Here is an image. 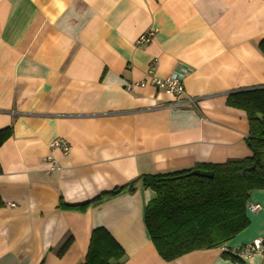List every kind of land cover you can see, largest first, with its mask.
Returning <instances> with one entry per match:
<instances>
[{
	"label": "crops",
	"instance_id": "crops-1",
	"mask_svg": "<svg viewBox=\"0 0 264 264\" xmlns=\"http://www.w3.org/2000/svg\"><path fill=\"white\" fill-rule=\"evenodd\" d=\"M263 39L264 0H0V129H13L0 147V264H84L99 227L123 248L122 264H262L263 253L234 263L223 252L264 240V189L251 192L261 209L235 238L173 261L151 240L155 192L141 183L86 211L58 206L142 174L250 156L247 114L226 101L264 86ZM154 59L160 77L187 70L195 103L172 105L147 76ZM55 138L69 154L50 148ZM50 155L60 171L48 170Z\"/></svg>",
	"mask_w": 264,
	"mask_h": 264
},
{
	"label": "trees",
	"instance_id": "trees-1",
	"mask_svg": "<svg viewBox=\"0 0 264 264\" xmlns=\"http://www.w3.org/2000/svg\"><path fill=\"white\" fill-rule=\"evenodd\" d=\"M259 48L264 54V39ZM226 102L247 114L249 135L246 143L250 156L223 163L202 162L172 172L142 174L89 202L70 205L61 199L58 207L86 211L93 203L124 191L133 192L141 183L155 192L146 207L145 224L165 261L226 244L250 225L247 204L251 192L264 189V86L233 91ZM12 133L11 126L0 129V147ZM195 170L201 174H194ZM71 242L69 237L60 247L59 255L65 253ZM124 256L118 242L105 228L99 227L91 233L84 264H122ZM223 257L234 263L243 261L232 251L223 252Z\"/></svg>",
	"mask_w": 264,
	"mask_h": 264
},
{
	"label": "built area",
	"instance_id": "built-area-1",
	"mask_svg": "<svg viewBox=\"0 0 264 264\" xmlns=\"http://www.w3.org/2000/svg\"><path fill=\"white\" fill-rule=\"evenodd\" d=\"M155 34L154 30H148L143 33L136 40L137 45L149 43ZM156 70V59L152 60L147 68V76L150 78V81L160 90L173 94L176 97V100L172 103L173 106H186L196 102V99L188 96L185 88V77L187 70L177 69L171 74L165 77H160L155 75ZM139 85L144 86L145 82H139ZM132 87V84H129L128 89ZM51 149H60L63 154H69L71 150L70 143L63 138H55L50 143ZM47 164L49 171H60V163L52 156L47 157ZM12 205V204H11ZM261 209L259 203L248 202L247 211L250 213H257ZM236 255L240 258H247L252 256L255 253H264V240H254L248 244L241 246L239 249L234 251ZM264 264V262L262 263Z\"/></svg>",
	"mask_w": 264,
	"mask_h": 264
},
{
	"label": "water",
	"instance_id": "water-1",
	"mask_svg": "<svg viewBox=\"0 0 264 264\" xmlns=\"http://www.w3.org/2000/svg\"><path fill=\"white\" fill-rule=\"evenodd\" d=\"M252 168H254V167H252ZM193 173L198 174V175L201 174L199 170H195V171H193Z\"/></svg>",
	"mask_w": 264,
	"mask_h": 264
}]
</instances>
